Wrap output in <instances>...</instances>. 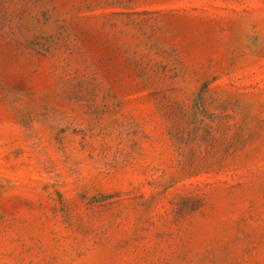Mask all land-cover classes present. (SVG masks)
Returning a JSON list of instances; mask_svg holds the SVG:
<instances>
[{
  "label": "rangeland",
  "instance_id": "1",
  "mask_svg": "<svg viewBox=\"0 0 264 264\" xmlns=\"http://www.w3.org/2000/svg\"><path fill=\"white\" fill-rule=\"evenodd\" d=\"M0 264H264V0H0Z\"/></svg>",
  "mask_w": 264,
  "mask_h": 264
}]
</instances>
